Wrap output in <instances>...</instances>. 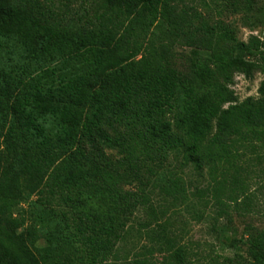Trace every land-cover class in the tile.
<instances>
[{
  "label": "trees",
  "instance_id": "1",
  "mask_svg": "<svg viewBox=\"0 0 264 264\" xmlns=\"http://www.w3.org/2000/svg\"><path fill=\"white\" fill-rule=\"evenodd\" d=\"M102 1L99 23L76 32L52 21L48 0H0V264H113L149 200L151 165L176 153L183 166L213 169L264 143V79L244 100L230 87L235 72L264 74V33L243 40L178 0ZM145 20L196 49L188 72L152 49L136 58ZM181 181L175 174L163 192L179 199ZM248 237L252 264H264V232ZM164 240L169 264H189L183 244Z\"/></svg>",
  "mask_w": 264,
  "mask_h": 264
},
{
  "label": "rangeland",
  "instance_id": "2",
  "mask_svg": "<svg viewBox=\"0 0 264 264\" xmlns=\"http://www.w3.org/2000/svg\"><path fill=\"white\" fill-rule=\"evenodd\" d=\"M178 1L180 7H195L210 22L231 23L243 40L247 41L251 35L263 38L264 0H258L250 11L238 9L235 0ZM47 5L52 8L55 24L69 26L76 32L83 26L97 25V13L105 10L102 0H48ZM109 13L114 14L111 10ZM137 30L142 50L136 58L149 56L152 49L158 52V58L164 56L161 60H169L182 71L188 72L193 67L196 49L185 40L160 32L155 26L149 27L148 20L139 23ZM263 79L259 69L252 77L235 72L230 87L244 100L259 95ZM168 119L173 123L172 113ZM246 143L231 163L223 162L213 169L208 165L202 170L194 165L183 166L176 153L170 154L162 165H151L153 171L146 172L149 181L144 185L149 200L139 204L128 219L112 256L113 264H132L144 259L150 264H169L166 258L169 246L164 235L187 248L189 264H252L249 232H264V143L257 141L255 146ZM175 174L182 177L185 187L183 196L176 200L163 192V184ZM233 185L234 194L230 193ZM129 188L139 192V183L135 181ZM216 189L221 190L226 202L237 196L239 203L220 206L214 196ZM46 244L42 238L36 246Z\"/></svg>",
  "mask_w": 264,
  "mask_h": 264
}]
</instances>
